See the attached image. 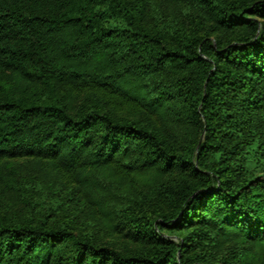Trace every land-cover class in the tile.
Returning a JSON list of instances; mask_svg holds the SVG:
<instances>
[{
  "label": "trees",
  "instance_id": "1",
  "mask_svg": "<svg viewBox=\"0 0 264 264\" xmlns=\"http://www.w3.org/2000/svg\"><path fill=\"white\" fill-rule=\"evenodd\" d=\"M0 264H264V0H0Z\"/></svg>",
  "mask_w": 264,
  "mask_h": 264
}]
</instances>
